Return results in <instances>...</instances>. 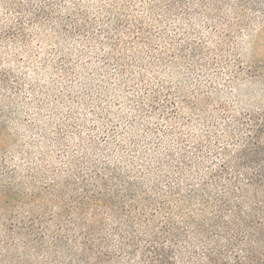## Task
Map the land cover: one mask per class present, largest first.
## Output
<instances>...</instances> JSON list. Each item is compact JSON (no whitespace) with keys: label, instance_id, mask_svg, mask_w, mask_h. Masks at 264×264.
I'll return each mask as SVG.
<instances>
[{"label":"rangeland","instance_id":"1","mask_svg":"<svg viewBox=\"0 0 264 264\" xmlns=\"http://www.w3.org/2000/svg\"><path fill=\"white\" fill-rule=\"evenodd\" d=\"M211 1L0 0V264H139L147 224L160 215L96 202L85 188L98 191L93 175L111 168L146 190L171 175L156 164L165 150L241 143L225 124L232 130L235 117L256 116L264 104L263 86L229 84L250 64L248 36L221 57L214 50L201 62H153L151 48L107 29L155 2L156 15L204 38ZM46 3L56 20L73 17L89 34L64 40L41 19ZM154 92L181 110H152ZM195 99L206 110L200 118L188 107Z\"/></svg>","mask_w":264,"mask_h":264},{"label":"trees","instance_id":"2","mask_svg":"<svg viewBox=\"0 0 264 264\" xmlns=\"http://www.w3.org/2000/svg\"><path fill=\"white\" fill-rule=\"evenodd\" d=\"M206 7L215 14L204 18L209 30L204 38L171 25L166 15H156L155 2L144 4L145 10L135 20L118 18L107 29L123 31L128 43L151 48L153 62H201L214 50L221 57L225 48H234L246 35L250 64L239 66L231 75L230 87L244 81L264 87V0H214ZM227 9L234 15L222 13ZM54 13L46 3L40 16L64 40L89 34L86 23H71L73 17L56 20ZM122 41L119 38L113 46ZM154 94L152 110H181L170 95L161 99L158 92ZM197 100L188 107L191 115L199 111L200 118L206 110L198 108ZM257 112L248 118L235 117L232 130L225 124L229 133L244 135L233 148L207 152L204 139L179 144L176 151L165 150L156 164L171 175L158 176L146 190L111 168L93 175L98 191L85 188L96 202L110 207L121 203L153 207L160 215L147 224L148 239L139 248V264H264V104Z\"/></svg>","mask_w":264,"mask_h":264}]
</instances>
